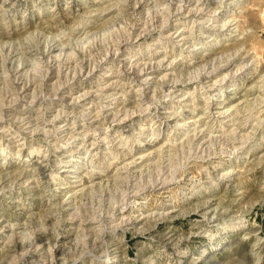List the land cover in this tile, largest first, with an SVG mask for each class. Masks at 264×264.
Instances as JSON below:
<instances>
[{
    "label": "clouds",
    "instance_id": "obj_1",
    "mask_svg": "<svg viewBox=\"0 0 264 264\" xmlns=\"http://www.w3.org/2000/svg\"><path fill=\"white\" fill-rule=\"evenodd\" d=\"M0 264H264V0H0Z\"/></svg>",
    "mask_w": 264,
    "mask_h": 264
}]
</instances>
